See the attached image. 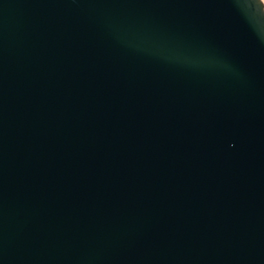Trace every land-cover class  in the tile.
Here are the masks:
<instances>
[{"label": "water", "instance_id": "1", "mask_svg": "<svg viewBox=\"0 0 264 264\" xmlns=\"http://www.w3.org/2000/svg\"><path fill=\"white\" fill-rule=\"evenodd\" d=\"M0 264H264V0H0Z\"/></svg>", "mask_w": 264, "mask_h": 264}]
</instances>
